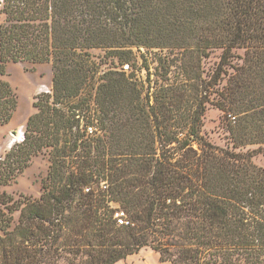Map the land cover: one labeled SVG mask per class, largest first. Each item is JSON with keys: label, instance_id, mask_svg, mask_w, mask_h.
<instances>
[{"label": "trees", "instance_id": "1", "mask_svg": "<svg viewBox=\"0 0 264 264\" xmlns=\"http://www.w3.org/2000/svg\"><path fill=\"white\" fill-rule=\"evenodd\" d=\"M0 16V126L17 109L7 65L53 68L0 158V189L43 150L51 161L39 199L0 191V264H117L143 249L264 264V0H0ZM138 53L158 61L149 86ZM209 106L231 146L203 135Z\"/></svg>", "mask_w": 264, "mask_h": 264}, {"label": "rangeland", "instance_id": "2", "mask_svg": "<svg viewBox=\"0 0 264 264\" xmlns=\"http://www.w3.org/2000/svg\"><path fill=\"white\" fill-rule=\"evenodd\" d=\"M3 17L0 16V23ZM243 55V51L237 52ZM96 56H102L103 53L96 51ZM137 68L141 70L137 72L139 78L149 86L150 80L155 81L159 76L154 75L149 79L148 72L144 69L146 66L152 68L151 73L156 74V67L159 65L154 55L148 56L146 59L140 58ZM221 51H214L211 57L203 62V69L206 74L212 75L217 65L220 62ZM145 60H148L145 61ZM127 69V67H126ZM231 70H229V73ZM175 78V74H171ZM2 80L7 82L17 96V109L12 120L0 126V158H2L13 145L23 142L26 125L29 118L37 111L34 103L36 97L42 93H49L53 86V68L52 64H37L29 63H10L6 67V75ZM226 82L224 80L223 85ZM221 85V88L223 87ZM203 135L214 145L220 147L231 146L230 136L227 129V123L224 122V114L213 106H209L203 127ZM253 150L255 148H249ZM257 165L264 167V156L259 155L253 160ZM51 165L50 150L45 149L38 155L34 156L26 168V170L18 175L16 180L9 186L0 189L1 192H6L14 196L16 199L28 197L31 199H39L43 194L42 181L47 176ZM116 212L121 214L117 206H113ZM117 264H172L163 262L158 252L152 249H143L138 254L127 257L125 260Z\"/></svg>", "mask_w": 264, "mask_h": 264}, {"label": "built area", "instance_id": "3", "mask_svg": "<svg viewBox=\"0 0 264 264\" xmlns=\"http://www.w3.org/2000/svg\"><path fill=\"white\" fill-rule=\"evenodd\" d=\"M96 131H97V129L95 127H88V129H87V133L88 134H94V132H96ZM116 217L119 218L120 224L126 223V219H125V216H124V213L123 212H121V214H119L118 212H116Z\"/></svg>", "mask_w": 264, "mask_h": 264}]
</instances>
